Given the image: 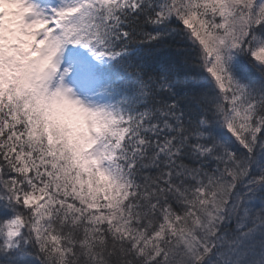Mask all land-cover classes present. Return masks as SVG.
<instances>
[{
  "label": "snow or ice",
  "instance_id": "snow-or-ice-1",
  "mask_svg": "<svg viewBox=\"0 0 264 264\" xmlns=\"http://www.w3.org/2000/svg\"><path fill=\"white\" fill-rule=\"evenodd\" d=\"M0 264H264V0H0Z\"/></svg>",
  "mask_w": 264,
  "mask_h": 264
}]
</instances>
